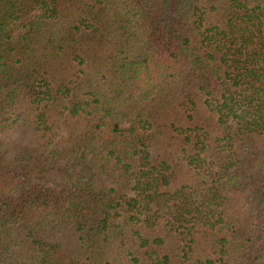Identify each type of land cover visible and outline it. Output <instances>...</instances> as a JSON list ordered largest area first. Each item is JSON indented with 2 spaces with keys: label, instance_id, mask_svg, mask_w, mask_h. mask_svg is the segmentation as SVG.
I'll return each mask as SVG.
<instances>
[{
  "label": "trees",
  "instance_id": "1",
  "mask_svg": "<svg viewBox=\"0 0 264 264\" xmlns=\"http://www.w3.org/2000/svg\"><path fill=\"white\" fill-rule=\"evenodd\" d=\"M0 264H264V0H0Z\"/></svg>",
  "mask_w": 264,
  "mask_h": 264
},
{
  "label": "rangeland",
  "instance_id": "2",
  "mask_svg": "<svg viewBox=\"0 0 264 264\" xmlns=\"http://www.w3.org/2000/svg\"><path fill=\"white\" fill-rule=\"evenodd\" d=\"M31 143H34V139L32 138H29ZM57 238L59 240H61L62 244H64L62 250L63 252L69 254L71 248H72V244H73V239H69V236H67L66 234L64 233H60Z\"/></svg>",
  "mask_w": 264,
  "mask_h": 264
}]
</instances>
